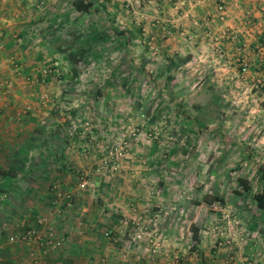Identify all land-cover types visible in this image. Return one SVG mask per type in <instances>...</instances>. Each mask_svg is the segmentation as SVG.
<instances>
[{
  "label": "crops",
  "instance_id": "obj_1",
  "mask_svg": "<svg viewBox=\"0 0 264 264\" xmlns=\"http://www.w3.org/2000/svg\"><path fill=\"white\" fill-rule=\"evenodd\" d=\"M73 1L0 0V264H264V210L240 208L252 238L224 244L214 229L218 212L208 205L226 195L208 188L209 176L199 175L203 167L192 175L191 162L178 160L175 146L113 153V170L98 172L91 144L72 142L68 118L50 114L61 88L51 74L62 66L52 58L61 44L71 47L66 26L77 33L83 23L93 31L100 22L121 24L108 27L107 39H121L124 51L130 40L141 42L142 54L156 56L173 86H250L253 117L264 120V0H83L91 3L86 10ZM101 6L108 16L98 15ZM258 77L263 84L255 89ZM200 94L184 102L215 113L223 91ZM140 152L148 154L145 160ZM168 165L182 174L172 175ZM82 171L93 189L79 186ZM143 207L156 214L167 237L160 250L151 253L144 241L124 249L103 234ZM23 225L61 241L53 248L8 241Z\"/></svg>",
  "mask_w": 264,
  "mask_h": 264
},
{
  "label": "rangeland",
  "instance_id": "obj_2",
  "mask_svg": "<svg viewBox=\"0 0 264 264\" xmlns=\"http://www.w3.org/2000/svg\"><path fill=\"white\" fill-rule=\"evenodd\" d=\"M98 15L106 17L108 13L101 6ZM92 26L93 31L91 25L83 23L77 33L66 26L67 45L71 47L61 44L60 56L55 52L52 58L58 59L57 65L62 66L51 74L61 80V88L55 90L50 114L68 118L66 128L76 137L71 138L72 142L91 144L96 151L94 167L98 172L113 170L116 166L112 162L113 153L127 156L129 148L175 146L180 154L178 160L191 162L192 175L203 167L204 173L199 175L209 176L208 188L215 191L218 187L226 195L225 201L208 205L218 212L219 220L215 223V228L221 230L218 237L231 245L252 238L241 209L255 208L252 194L261 185L257 164L264 160V120L253 117L256 107L248 95L252 88L173 86L170 78L166 80L165 74L158 70L160 61L156 56L142 54L141 42L130 40L129 50L124 51L121 39H107L108 27L114 29L121 24L99 22ZM206 91H223L215 113H201L194 104L184 102L192 94L202 95ZM254 130H260L261 134L256 136ZM146 154L139 153L144 160ZM162 162H166L164 157ZM167 169L172 175L182 174L174 166L168 165ZM237 176L248 180L246 190L238 184ZM219 177L220 183L215 181ZM235 190L242 192L240 198L234 194Z\"/></svg>",
  "mask_w": 264,
  "mask_h": 264
},
{
  "label": "built area",
  "instance_id": "obj_3",
  "mask_svg": "<svg viewBox=\"0 0 264 264\" xmlns=\"http://www.w3.org/2000/svg\"><path fill=\"white\" fill-rule=\"evenodd\" d=\"M223 3L220 2L217 5L218 17L222 16ZM247 68V62H240V70L244 71ZM263 84V79L258 77L254 82V87H261ZM106 162V161H105ZM109 168L112 169L113 165H109ZM79 186H88L93 189V183L90 178L85 176V173L80 174V179L78 182ZM57 182L55 180L51 181V187L55 188ZM45 220L44 216H38L36 221L42 222ZM120 225V226H119ZM119 225H116L113 231L110 229L104 231V235L112 238L115 241H120L123 248L129 244H134L138 241H144L148 247V250L156 252L161 249L162 245L167 242V237L159 229V226L156 221V214L149 211L147 207H143L142 211L132 217H122L120 219ZM217 225H214V228ZM217 233H220L219 228H215ZM8 241L19 240L25 244H29L32 241L40 245H45L47 248H53L61 240L54 238L49 234H43L37 230L33 225H23L19 230L14 231L9 234L7 237ZM223 243L226 244L227 240H223ZM246 264H250L247 262Z\"/></svg>",
  "mask_w": 264,
  "mask_h": 264
},
{
  "label": "trees",
  "instance_id": "obj_4",
  "mask_svg": "<svg viewBox=\"0 0 264 264\" xmlns=\"http://www.w3.org/2000/svg\"><path fill=\"white\" fill-rule=\"evenodd\" d=\"M90 4H91L90 1H83V0L73 1L74 7H76L77 9H82V10L88 9V6ZM198 110L201 111L200 109ZM257 172L259 174L261 185L258 190L253 192L252 197L255 202V207L260 210L261 209L264 210V160L260 161L257 164ZM236 180L243 190H246L249 187L248 180L245 177L237 176Z\"/></svg>",
  "mask_w": 264,
  "mask_h": 264
}]
</instances>
